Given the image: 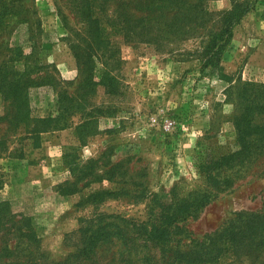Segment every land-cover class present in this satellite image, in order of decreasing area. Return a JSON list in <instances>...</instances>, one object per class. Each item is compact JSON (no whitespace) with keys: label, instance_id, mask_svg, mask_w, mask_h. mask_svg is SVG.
<instances>
[{"label":"rangeland","instance_id":"374dc122","mask_svg":"<svg viewBox=\"0 0 264 264\" xmlns=\"http://www.w3.org/2000/svg\"><path fill=\"white\" fill-rule=\"evenodd\" d=\"M99 1L0 0V264H264L262 4L216 71Z\"/></svg>","mask_w":264,"mask_h":264},{"label":"trees","instance_id":"16d2710c","mask_svg":"<svg viewBox=\"0 0 264 264\" xmlns=\"http://www.w3.org/2000/svg\"><path fill=\"white\" fill-rule=\"evenodd\" d=\"M208 0H122L117 3L116 10L112 13L115 19L124 18L128 30L129 38L133 39L139 34L136 33L138 26L141 31L142 41L145 43H156L158 46L166 47L170 43L184 42L189 39H201V59L202 68H209L219 71L222 56L233 39L235 29L242 23L243 19L252 13L260 0H229L230 9L221 12L210 11L207 8ZM98 5L107 3L100 0ZM100 8V9H102ZM88 15L90 7L86 8ZM104 10V9H103ZM136 33V34H134ZM128 38V39H129ZM25 85L23 86L24 89ZM252 87L251 89H253ZM255 96V94H254ZM258 114H264V105H256ZM238 127V126H237ZM239 130V127H238ZM253 134H262L261 129H254ZM249 135V134H248ZM244 138H242V141ZM241 214L236 215V219ZM13 218L7 209L5 202H0V229ZM226 227L221 230L219 236H225V245L231 244L234 248L242 244L241 238L234 231L235 227ZM252 229V228H251ZM27 237L33 236V231L26 233ZM213 239V237H210ZM218 238V237H217ZM214 243L213 241L210 243ZM240 243V244H239ZM264 239L252 242L251 246H261ZM184 247V246H183ZM214 247V246H213ZM217 248V247H215ZM8 250L5 247L4 250ZM172 249V246L170 247ZM212 248L205 254L191 252L190 247L186 250H175L177 255L186 257L171 258V264L175 262L193 264L195 262L214 264L220 255L216 254ZM3 249H0V252ZM251 250H254L253 248ZM236 251V249H235ZM190 255V256H189Z\"/></svg>","mask_w":264,"mask_h":264},{"label":"crops","instance_id":"0c3cea01","mask_svg":"<svg viewBox=\"0 0 264 264\" xmlns=\"http://www.w3.org/2000/svg\"><path fill=\"white\" fill-rule=\"evenodd\" d=\"M261 6L264 8V0H260Z\"/></svg>","mask_w":264,"mask_h":264}]
</instances>
